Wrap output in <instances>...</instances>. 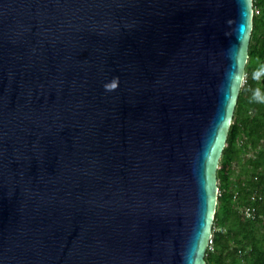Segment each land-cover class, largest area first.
I'll use <instances>...</instances> for the list:
<instances>
[{
  "label": "water",
  "instance_id": "95a60500",
  "mask_svg": "<svg viewBox=\"0 0 264 264\" xmlns=\"http://www.w3.org/2000/svg\"><path fill=\"white\" fill-rule=\"evenodd\" d=\"M253 0H0V264H205Z\"/></svg>",
  "mask_w": 264,
  "mask_h": 264
},
{
  "label": "trees",
  "instance_id": "16d2710c",
  "mask_svg": "<svg viewBox=\"0 0 264 264\" xmlns=\"http://www.w3.org/2000/svg\"><path fill=\"white\" fill-rule=\"evenodd\" d=\"M253 10L259 13H254L252 18L245 83L240 88L216 172L218 195L212 226L229 225L226 234L212 231L214 250L206 249L205 264H224L223 256L229 243L240 246L228 254L235 264L240 262L236 256L241 257L244 248L249 264H264V248L254 235L261 220L264 222V88L258 85V73L253 69L255 61L264 66V0H253ZM242 132L249 137L250 147H258V154L252 161L251 176L233 191L229 175L238 155ZM239 208L249 209L251 216L244 218L238 214Z\"/></svg>",
  "mask_w": 264,
  "mask_h": 264
},
{
  "label": "rangeland",
  "instance_id": "374dc122",
  "mask_svg": "<svg viewBox=\"0 0 264 264\" xmlns=\"http://www.w3.org/2000/svg\"><path fill=\"white\" fill-rule=\"evenodd\" d=\"M254 70L258 73V85L262 88H264V66L261 65L259 61L254 62ZM246 74H244L243 84L245 83ZM262 96L264 97V91ZM250 140L249 137L244 134L243 132L239 136V143L237 145L238 155L235 158L234 165L231 168L230 172V181L232 184V189L235 190L236 185H241L246 179H248L251 176V172L253 171L252 168V161L253 158L257 157L258 154V147H250ZM255 197V196H254ZM254 197H252V200H254ZM238 214H241L244 218H246L243 208L238 209ZM229 223L223 226L219 225H213L212 231H221L223 234H226L227 232V226ZM254 235L256 239L260 242L258 244L264 248V222H260V225H258L256 231L254 232ZM234 248H240V246L236 243H229L227 245V251L224 253V264H235L236 262H232V258L228 256L229 253H233ZM209 252H212L214 249L212 247V244L210 247H208ZM216 253V250H215ZM249 256L246 254L245 248L243 249L241 253V257L236 256V259L240 262L238 264H249L248 259ZM223 264V263H222Z\"/></svg>",
  "mask_w": 264,
  "mask_h": 264
},
{
  "label": "built area",
  "instance_id": "2783aa9c",
  "mask_svg": "<svg viewBox=\"0 0 264 264\" xmlns=\"http://www.w3.org/2000/svg\"><path fill=\"white\" fill-rule=\"evenodd\" d=\"M255 14H258L259 13V10H254L253 11ZM244 213H245V215L247 216V217H249V216H251V213H250V211H249V209H246L245 211H244ZM212 244V238L210 239V241H209V247H210V245Z\"/></svg>",
  "mask_w": 264,
  "mask_h": 264
},
{
  "label": "clouds",
  "instance_id": "9594fccd",
  "mask_svg": "<svg viewBox=\"0 0 264 264\" xmlns=\"http://www.w3.org/2000/svg\"><path fill=\"white\" fill-rule=\"evenodd\" d=\"M254 11V10H253ZM253 14H254V12H253Z\"/></svg>",
  "mask_w": 264,
  "mask_h": 264
}]
</instances>
